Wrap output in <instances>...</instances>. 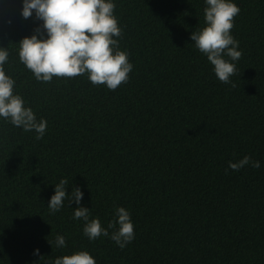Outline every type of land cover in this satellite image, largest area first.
I'll use <instances>...</instances> for the list:
<instances>
[{"label": "trees", "instance_id": "trees-1", "mask_svg": "<svg viewBox=\"0 0 264 264\" xmlns=\"http://www.w3.org/2000/svg\"><path fill=\"white\" fill-rule=\"evenodd\" d=\"M111 2L133 65L115 91L87 74L37 81L19 43L37 28L46 39L43 21L23 18V0H0L5 73L47 121L37 140L0 118V264H53L80 251L96 264H264V0H231L242 57L230 61V84L190 39L206 26V0ZM245 156L260 167L229 168ZM61 179L106 229L127 210L134 240L120 249L110 239L117 225L90 241L69 199L51 214Z\"/></svg>", "mask_w": 264, "mask_h": 264}, {"label": "clouds", "instance_id": "clouds-1", "mask_svg": "<svg viewBox=\"0 0 264 264\" xmlns=\"http://www.w3.org/2000/svg\"><path fill=\"white\" fill-rule=\"evenodd\" d=\"M206 5V26L193 32L190 39L214 67L218 80L230 84V78L237 73L236 64L230 61L242 57V51L237 50L239 42L231 35L240 8L231 0H206ZM115 7L111 0H23V18L28 19L35 12L36 19L43 21L47 38H43L37 28L36 34L22 39L19 43L20 62L37 81L50 83L54 77L75 78L87 74L92 85H105L115 91L128 82L133 69L128 54L119 50L117 38L122 36V29L114 15ZM8 56L7 49L0 48V118L25 132L35 131L36 139L40 140L46 132L47 121L41 119L38 122L33 110L25 108L22 97L14 95L15 81L4 70ZM224 56L230 59L225 60ZM247 165L260 167L259 161H253L249 156L236 163L229 162V168L235 171ZM66 185L67 179H61L55 185V194L48 204L51 214L60 211L65 199H69L70 204L75 202L78 205L73 219L85 222L83 233L90 241L101 236L109 237L108 229H116L117 225L118 230L111 233L110 239L120 249L134 240V225L127 210L117 208V219L106 229L98 218L89 220L88 208L79 207L82 191L75 188L69 196ZM55 243L57 247L66 246L63 236L58 235ZM34 254L39 255V250ZM53 264H96V261L87 251H80L57 258Z\"/></svg>", "mask_w": 264, "mask_h": 264}]
</instances>
